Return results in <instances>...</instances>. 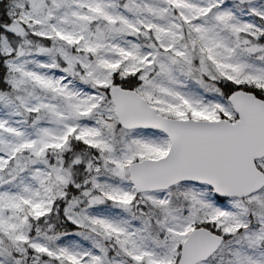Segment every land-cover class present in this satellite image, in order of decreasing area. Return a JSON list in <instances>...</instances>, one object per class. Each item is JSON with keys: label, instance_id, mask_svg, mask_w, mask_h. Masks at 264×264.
Returning a JSON list of instances; mask_svg holds the SVG:
<instances>
[{"label": "snow or ice", "instance_id": "1", "mask_svg": "<svg viewBox=\"0 0 264 264\" xmlns=\"http://www.w3.org/2000/svg\"><path fill=\"white\" fill-rule=\"evenodd\" d=\"M0 264H264V0H0Z\"/></svg>", "mask_w": 264, "mask_h": 264}]
</instances>
